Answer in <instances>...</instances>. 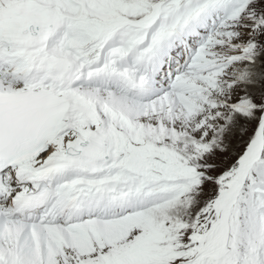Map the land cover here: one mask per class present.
<instances>
[{"label":"snow or ice","instance_id":"obj_1","mask_svg":"<svg viewBox=\"0 0 264 264\" xmlns=\"http://www.w3.org/2000/svg\"><path fill=\"white\" fill-rule=\"evenodd\" d=\"M0 264H264V0H0Z\"/></svg>","mask_w":264,"mask_h":264}]
</instances>
